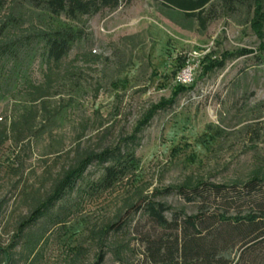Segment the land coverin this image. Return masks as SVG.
<instances>
[{
	"label": "rangeland",
	"instance_id": "rangeland-1",
	"mask_svg": "<svg viewBox=\"0 0 264 264\" xmlns=\"http://www.w3.org/2000/svg\"><path fill=\"white\" fill-rule=\"evenodd\" d=\"M225 2L206 7L213 19L203 27L195 18L171 19L165 0H121L114 10L86 17L89 37L54 70L40 51L24 66L29 82L14 81L11 65L0 62V264H93L100 253L103 264H118L119 249L131 264H147L140 240L153 228L126 209V199L153 196L173 207L169 218L182 209L188 216L200 203L176 192L187 179L230 185L254 170L264 173V62L256 55L264 46V0H238L231 8ZM18 11L29 19V9L6 0L0 24ZM247 50L255 52L238 56ZM188 60L193 80L176 92ZM30 82L43 91L34 92ZM55 112H61L56 119ZM135 132L134 175L89 192L102 175L94 162L74 191L20 231L80 156L128 143ZM244 209L234 203L229 211ZM120 215L131 223L116 233L109 224ZM41 234L28 254L26 241Z\"/></svg>",
	"mask_w": 264,
	"mask_h": 264
},
{
	"label": "trees",
	"instance_id": "trees-1",
	"mask_svg": "<svg viewBox=\"0 0 264 264\" xmlns=\"http://www.w3.org/2000/svg\"><path fill=\"white\" fill-rule=\"evenodd\" d=\"M6 0H0V10ZM121 0H16L20 9L30 10L26 21L24 12L6 16L0 24V62L4 67L9 65L14 81H28L25 65L32 60V53L40 51L41 59L49 71L60 66L73 50L75 45L89 37L86 17H91L104 9L114 10ZM213 0H165L167 15L173 19L195 18L200 25L206 27L213 18L204 14L206 7ZM231 8L238 0H225ZM261 0H253V2ZM20 3V4H19ZM28 22L27 26H24ZM256 53L259 62H264V46ZM255 51L247 50L238 53L246 56ZM224 61L217 66L223 67ZM184 64L181 65V67ZM180 67V68H181ZM31 83V82H30ZM29 83V84H30ZM34 92L43 91L42 86L30 84ZM182 85V84H181ZM178 86L176 92L184 91L186 85ZM187 90V89H186ZM165 103V102H164ZM173 103L162 104L168 107ZM149 110L147 116L139 123V128L146 126L154 115ZM61 112L51 116L56 119ZM137 129V130H138ZM141 131V130H140ZM135 132L123 145L106 148L101 152H88L77 160L76 164L67 169L55 185L51 195L46 197L23 222L20 231L35 224L50 206L57 204L66 193L74 191L78 180L88 166L96 162L102 168V175L92 190H107L116 187L125 179L136 173L139 160L135 155ZM263 169L253 171L245 182L195 183L187 179L176 189L186 202H198L199 211L186 216L183 209L174 211L172 217L167 212L173 207L153 196L140 194L137 200H125V207L132 214H140L151 223L152 231H146L141 243L147 264H264V173ZM242 185L240 189L239 186ZM172 189L163 192L169 193ZM234 197L231 198L232 193ZM162 193V192H160ZM239 203L245 207L243 211L230 214V207ZM218 206V210L209 211L207 205ZM222 208H220V206ZM109 224V229L116 233L124 230L131 223L121 220ZM60 223V221L58 222ZM41 236H31L26 241V252L33 254L38 244L43 241ZM122 245H118L121 247ZM118 264H131L125 259L123 250H117ZM104 253H100L93 264H103Z\"/></svg>",
	"mask_w": 264,
	"mask_h": 264
},
{
	"label": "built area",
	"instance_id": "built-area-1",
	"mask_svg": "<svg viewBox=\"0 0 264 264\" xmlns=\"http://www.w3.org/2000/svg\"><path fill=\"white\" fill-rule=\"evenodd\" d=\"M193 71L194 67L189 63V60L186 61L184 66L177 73V83L182 85H188L193 80Z\"/></svg>",
	"mask_w": 264,
	"mask_h": 264
}]
</instances>
